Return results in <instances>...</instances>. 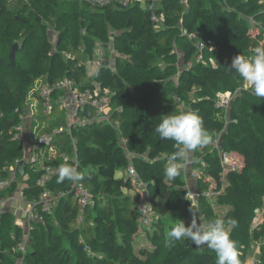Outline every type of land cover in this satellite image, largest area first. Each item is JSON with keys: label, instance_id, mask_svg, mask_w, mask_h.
I'll list each match as a JSON object with an SVG mask.
<instances>
[{"label": "trees", "instance_id": "obj_1", "mask_svg": "<svg viewBox=\"0 0 264 264\" xmlns=\"http://www.w3.org/2000/svg\"><path fill=\"white\" fill-rule=\"evenodd\" d=\"M263 1L187 0L185 5L182 0H159L156 13L162 14L164 25L157 28L150 10L138 5L109 6L94 12L81 0H0V170L22 157L14 126L36 80L52 84L69 77L81 89L92 88L96 82L113 93L108 120L95 119L72 130L75 148L70 136L60 132L53 156H43V162L33 165L25 163L23 168L28 173L25 196L36 200L43 189L35 184L42 165H57L62 162L58 154L74 149L76 169L84 175L78 182L93 199L82 221L77 220L71 181L58 182L56 174L46 187L65 194L52 213L33 221L22 260L15 250L22 227L12 225L10 213H0V264H216L215 252L206 246L196 247L188 239L166 242L176 224L172 219L167 223L158 213L149 225L141 226L137 220L140 191L125 173L133 166L154 208L156 197H164L166 212L174 218L181 205L182 167L174 180L164 171L181 145L162 140L155 128L166 116L183 112L178 108L180 102L202 117L211 141L215 133H221L222 149L244 155V167L227 173L228 185L218 197L228 211L219 216L208 201L199 200L207 221L222 219L230 227L243 264L251 243L264 241V222L252 226L254 211L264 196V97H256L251 87L243 91L233 104L235 121L231 123L223 119V110L215 103L217 93L233 91L243 81L231 69L232 59L239 54L251 58L255 47H264V34H252L247 17L264 25ZM52 29L57 33L55 52L49 36ZM111 36L117 52L115 68L109 50L103 47ZM95 40L103 42L99 44L102 63L88 78V68L79 62L93 56ZM200 41L204 42L201 49ZM14 43L19 47L12 64L9 54ZM63 50L70 53L69 58ZM178 51L181 67L177 66ZM61 106L54 102L50 118L42 116L44 132L65 129ZM97 112L90 105L78 109L80 116L89 118ZM37 113L42 114L40 105ZM120 136L126 139L124 145ZM196 152L205 162L193 164L199 171L197 185L207 189L211 183L219 184L222 167L212 144L198 147ZM117 171L123 175L117 176ZM12 188L13 184L9 190H1L0 198L10 196ZM140 228H150L148 245L134 248L133 235ZM259 254L260 262L254 264H264L263 243Z\"/></svg>", "mask_w": 264, "mask_h": 264}, {"label": "built area", "instance_id": "obj_2", "mask_svg": "<svg viewBox=\"0 0 264 264\" xmlns=\"http://www.w3.org/2000/svg\"><path fill=\"white\" fill-rule=\"evenodd\" d=\"M85 4L88 5L89 8L91 9H103L109 6H115L119 8H127L132 5H138L142 6L143 8H148L151 12V20L154 22L155 27H160L163 26V16L162 14H157L156 13V7H157V2L159 0H81ZM264 4V3H263ZM264 27V26H263ZM85 33V31H84ZM190 35H193L191 33ZM113 37L111 36L110 40L112 41ZM109 44V60L111 63V60L115 58L114 54L111 52V47L112 44ZM198 48H202L204 46V42L200 41L197 42ZM210 45L211 44L208 43ZM100 45L95 46V52L92 57L88 56L82 59L79 64L81 63L82 65H86L88 68V72H93L96 70L102 63V49H100ZM54 49H52L53 51ZM64 55L66 58L70 57L69 52H64ZM112 65V63H111ZM37 89H36V100H35V105H40L41 110H42V116H46L50 118V113L53 108V103L56 102L52 100V95L56 92H70L73 95V100L75 103V109L73 112L69 113L68 115L65 116L66 118V126L65 129H54L52 132H42L38 133L35 136L34 143L31 145L27 143V146H24L26 149V156H24L21 160H18L19 162L24 161L26 164L33 165L38 162H43V156L40 152L41 148H51L53 144L55 143V138H57L58 134L60 132H66L67 135L70 136L71 138V143L73 145V148H75V142L71 136L72 130L85 125L89 123L90 121H93L95 119H100V120H108L109 118V113L111 111L110 109V98L113 95V93L106 88H102L99 84L96 82H93V87L92 88H79L75 85V81L69 77H63L59 79L58 81L48 84V83H41V80L38 81L37 83ZM33 98V97H32ZM218 99V95H217ZM86 105H90L93 107H96L98 112L96 116L93 117H86V116H80L78 114V109L83 108ZM217 105V101L215 103ZM218 106V105H217ZM178 108L180 110H183V104L180 102L178 104ZM32 118L31 114H22L21 117H19V121L17 124L14 126L15 129V138H21L23 141V131L25 128V122H29ZM116 122L114 123V125ZM220 135L219 134H214L213 139H212V146L214 149L218 151V155L220 158V163L222 164V168L224 172L228 171H234L237 169L235 168V163L232 162L229 159V154L225 151H223L220 148ZM29 139V138H28ZM26 139V141H28ZM28 147H31L30 150H28ZM74 151V149H73ZM28 153V154H27ZM75 153V152H74ZM54 155V154H53ZM52 155V156H53ZM75 155V154H74ZM62 162L57 164V165H52L50 163H44L40 169V173L36 178V185L42 187V192L40 193V196L38 199L33 200L29 202L28 205V226L30 225V222L33 221H41L43 219V213H52L53 208H55L60 201L61 197L65 194V191L63 190H51L46 187L50 181H52L53 177L58 174V168L61 165H64L66 161H71L69 160V157L67 155L61 156ZM78 160L76 157L73 159V166L72 167H77ZM126 175L130 176L135 180L137 178V173L136 170L134 169L133 166H129L126 169ZM198 174H194L195 180L198 178ZM136 185L141 188L140 190V201L138 202V223L141 226H147L151 222L152 218V206L150 200L147 198V195H143L142 187L140 182L135 181ZM70 190L73 191V194L76 196L77 199V205H78V216L77 220L82 221L83 219V214L85 208L91 204V194L89 190L82 184H80L78 181H71L70 185ZM139 191V189H138ZM201 193H204L206 197L208 196V193L206 192V189L204 191H199ZM186 195L191 196L192 199H195L198 197V194L194 195L192 193H186ZM4 199H0V205L3 204ZM255 217L253 219L252 226L255 227L256 225L262 223L261 221L264 219V206L261 209H256L255 210ZM25 238L21 240L16 246L18 251L22 257H24V254L26 252V244L28 242V234H25ZM12 238H14L13 235H11ZM264 244V241L262 242ZM20 260V261H21Z\"/></svg>", "mask_w": 264, "mask_h": 264}, {"label": "rangeland", "instance_id": "obj_3", "mask_svg": "<svg viewBox=\"0 0 264 264\" xmlns=\"http://www.w3.org/2000/svg\"><path fill=\"white\" fill-rule=\"evenodd\" d=\"M182 1L185 5H187V0H182ZM263 3H264V1L262 2V4ZM157 4H158V2H157ZM89 9L91 11H94V12L100 11L98 9H91V8H89ZM263 9H264V4H263ZM247 17H248V21L250 22L249 24H250L251 33L256 34L257 32L258 33L262 32L264 34V27H263L264 25L262 24V22L256 20L252 16H247ZM83 33H84V30H82V34ZM49 36H50L51 42L53 43L51 49H54L53 51L55 52L57 50V44H56L57 33L52 29L49 31ZM95 41H96L94 43L95 46H98L99 44H103V42L100 40H95ZM109 42H110V40H108L107 43L105 45H103L106 52L109 50ZM112 44H113V42H112ZM100 49H102V48H100ZM63 52H64V50L62 51V53ZM111 52L114 54V56H116L117 53H116L115 49L113 48V45L111 47ZM177 53H178L177 66L181 67L182 54L179 51ZM114 63H115V58H113V60H112V67L115 68ZM88 75H89L88 78H91V72H88ZM36 81L33 83L31 88H29V92H27V101H25V103H23V105L20 109V113H19V117H21L22 114H31L32 115L31 120L29 122H25L26 126H25L24 131H23V141L20 138V143L22 144V147H23L22 157L20 159H17V160L15 159L14 161L4 165L1 168L2 171L0 170V191L1 190L2 191L3 190H9L13 184V188H12V190H10V191H12L10 196L0 198V199H4L3 204L0 205V213L1 212L10 213L11 217H12V221H11L12 225L14 223H16L18 226L22 227L23 235H22L21 240H23V238H25V236H26L25 234H28V236H29L30 230L32 228L33 222H30L29 226L27 223H28V217H29L28 216L29 215L28 214V208H29L28 205H29V202H31L33 200H28L27 197L25 196L24 191H25V188L27 186L28 173H26V171H24L23 175H20L18 173L17 169H18L19 164H20V162L18 160H21L24 156H26V149L24 146H27V143L32 145L34 143L35 136L38 133L44 132L42 130L43 129L42 128L43 127L42 126L43 125V123H42L43 118H42L41 114L37 113V106L35 105V100L37 99L36 98V89L38 88L37 87L38 82H36ZM41 83L46 84V82H43V81ZM249 87L250 86L247 84V82L245 80H243L235 90L217 93L218 99H216V101H217L218 106L217 105L216 106L223 110V119L226 120L227 123H231L232 121H235V120H232V116H231V112L233 110V104L237 98L242 97V95H243L242 92L247 91L249 89ZM52 100H53V102L58 101L59 103L62 104L61 107H62V110L65 112V116L68 115L69 113L73 112L75 109V103L73 100V95L70 92H62V91L56 92L52 95ZM181 103L183 104V107H184V109L182 111L185 112V106H187V105L184 102H181ZM118 127H119V124L116 122L115 128L119 129ZM118 133H119V131H118ZM215 134H219V133H215ZM221 135H220V143L222 140ZM26 139H28V141H26ZM55 140H56V138H55ZM120 141L124 145V142L126 141V139H124V137L120 136ZM211 143H212V141H211ZM75 144H76V142H75ZM56 146L59 147V143L57 140L51 148H49V149L48 148H41L40 152L42 155L50 157L55 153ZM220 148H221V144H220ZM30 149H31V147H28V150H30ZM222 150L227 152L229 154V159L235 163V168L237 167V169L234 171L235 172L241 171L242 168L244 167V155L238 151H226L224 149H222ZM66 151L64 150L60 154H58L59 157L67 155L69 157V160H71L70 162L73 163V159L75 157L74 152L72 151L71 153H67ZM217 154H219L218 151H217ZM128 155L130 157L129 153H128ZM219 161H220V158H219ZM67 162H69V161H67ZM195 163H200L201 165L205 164V162L202 160V158L197 155L196 150H194L190 154L187 162L183 161L181 164L182 165V178H183L184 183L182 186V192L180 193V196H181L180 209L177 210L174 218H171L170 215L168 214V212H166V208L164 206V197H156L155 200H156L157 208H154L156 206L152 204L151 199H150L148 192L146 190L145 184L141 180H138L141 184L143 195L146 194L147 198L151 202L152 213H153L151 221H153V219L159 213L160 216L164 217V221L167 223H169V219H172L173 221H175L176 224L179 223L180 221H183L185 223V225L187 226L191 222L193 212L196 213L198 223H199L200 216H202L204 221H207L206 217L203 214V211L201 209V206H202L201 203L202 202L199 201L201 198H204L206 201H208L210 203L212 209H214V211L217 214H219V216H223L222 214L224 212L228 211L229 207L223 203H220L218 200V197L220 196V194H222L225 187L228 185V176H227L228 174L226 172H224L223 168H222L220 183L219 184L211 183L212 186L210 188L206 189V192L208 193V196L206 197V195L204 193L199 192V191H204V189H201L197 185V181L195 180V177H194L195 173L199 174V171H197L196 169L193 168V164H195ZM220 165L222 167L221 163H220ZM116 175L122 176L123 173L121 171H117ZM137 179H139L138 176L134 181H137ZM38 187H40V186H38ZM136 187H137V189H139V191L141 190V188L138 187V185H136ZM186 193H192L194 195L198 194V197L195 199H192V197L186 195ZM163 196H165V195H163ZM90 201L92 204L93 203L92 196H91ZM261 202L262 203L259 206H257L256 209L257 208L258 209L263 208L264 196L262 197ZM14 208L18 209V213H16ZM184 208H186V209L183 213V216L181 217L180 214ZM190 209H191V211H190ZM254 214H256L255 211H254ZM254 217H255V215H254ZM254 217H253V219H254ZM261 222H264V219ZM252 223H253V220H252ZM225 227L229 231L230 227L229 226H225ZM148 229H150V228H148ZM148 229L140 228L137 231V233L135 235H133L132 246L134 248L135 247L136 248L143 247L145 245H148V241H147V237H146ZM11 235H13V234H11ZM261 244L262 243L261 242L259 243L258 240L253 241L251 243V247L249 248V250L247 252V255L245 257V261L243 264H254V263L260 262L259 261L260 254L255 251V247L257 245L259 247V250H260ZM27 247H28V243L26 244V249H27ZM16 249H17V246H15V250ZM94 255L100 257V254L94 253ZM94 258H96V257H94Z\"/></svg>", "mask_w": 264, "mask_h": 264}, {"label": "clouds", "instance_id": "obj_4", "mask_svg": "<svg viewBox=\"0 0 264 264\" xmlns=\"http://www.w3.org/2000/svg\"><path fill=\"white\" fill-rule=\"evenodd\" d=\"M251 58L237 55L232 59L231 69L243 78L252 88L253 94L264 97V47H255ZM155 132L162 140H172L181 145L178 152L169 158L164 175L174 180L180 175L182 165L177 160L188 161L190 154L198 147L211 143V137L203 127V119L195 112H182L166 116L155 128ZM82 181L84 175L75 167L61 165L58 168V182L64 180ZM191 211V209H190ZM232 226L236 221H231ZM188 239L196 247L206 246L215 252L216 264H240L239 252L236 242L231 239L222 219L204 221L200 216L197 222L196 213L193 212L190 224L183 221L175 224L167 233L168 243Z\"/></svg>", "mask_w": 264, "mask_h": 264}, {"label": "water", "instance_id": "obj_5", "mask_svg": "<svg viewBox=\"0 0 264 264\" xmlns=\"http://www.w3.org/2000/svg\"><path fill=\"white\" fill-rule=\"evenodd\" d=\"M18 47H19L18 43H14L13 46L11 47L9 56H10V60H11L12 64H14L15 51L17 50ZM24 165H25L24 161H21L19 164L17 171L20 175H23V173H24V170H23Z\"/></svg>", "mask_w": 264, "mask_h": 264}, {"label": "crops", "instance_id": "obj_6", "mask_svg": "<svg viewBox=\"0 0 264 264\" xmlns=\"http://www.w3.org/2000/svg\"><path fill=\"white\" fill-rule=\"evenodd\" d=\"M114 34H117V33H114ZM113 40V39H112ZM111 41V40H110ZM112 42L113 41H111V44H112ZM109 44H110V42H109ZM113 45V44H112ZM110 51V50H109ZM117 53V52H116ZM84 59V58H83ZM111 63H112V60H111ZM110 63V64H111ZM189 112V108H188V106H185V112ZM228 172H230V171H228ZM228 172H226V173H228ZM14 210L16 211V213H18V209L17 208H14ZM260 243V242H259ZM255 251L256 252H258V253H260V250H259V247L256 245V247H255Z\"/></svg>", "mask_w": 264, "mask_h": 264}]
</instances>
